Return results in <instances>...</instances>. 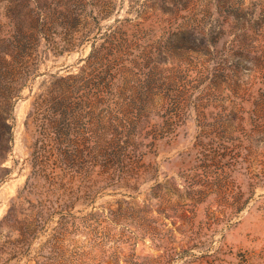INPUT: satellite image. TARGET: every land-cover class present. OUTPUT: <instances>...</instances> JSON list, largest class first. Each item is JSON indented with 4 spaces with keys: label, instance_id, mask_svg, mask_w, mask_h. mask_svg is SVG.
Here are the masks:
<instances>
[{
    "label": "rangeland",
    "instance_id": "obj_1",
    "mask_svg": "<svg viewBox=\"0 0 264 264\" xmlns=\"http://www.w3.org/2000/svg\"><path fill=\"white\" fill-rule=\"evenodd\" d=\"M0 264H264V0H0Z\"/></svg>",
    "mask_w": 264,
    "mask_h": 264
},
{
    "label": "trees",
    "instance_id": "obj_2",
    "mask_svg": "<svg viewBox=\"0 0 264 264\" xmlns=\"http://www.w3.org/2000/svg\"><path fill=\"white\" fill-rule=\"evenodd\" d=\"M56 5H58V6H66V7H64V10L62 11L63 13L65 12V11H68L67 9H65V8H67V3H64V2H62V1H59V2H57L56 3ZM44 10H42L41 12H43ZM45 12V11H44Z\"/></svg>",
    "mask_w": 264,
    "mask_h": 264
}]
</instances>
